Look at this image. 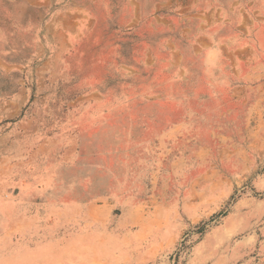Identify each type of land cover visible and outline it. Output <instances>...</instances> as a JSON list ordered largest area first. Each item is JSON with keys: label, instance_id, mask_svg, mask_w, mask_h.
<instances>
[{"label": "rangeland", "instance_id": "rangeland-1", "mask_svg": "<svg viewBox=\"0 0 264 264\" xmlns=\"http://www.w3.org/2000/svg\"><path fill=\"white\" fill-rule=\"evenodd\" d=\"M0 264H264V0H0Z\"/></svg>", "mask_w": 264, "mask_h": 264}]
</instances>
